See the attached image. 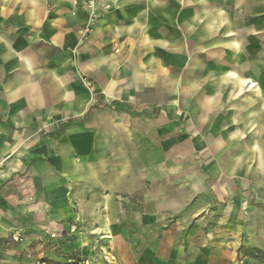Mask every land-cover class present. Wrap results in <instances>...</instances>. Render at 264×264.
<instances>
[{"label":"crops","instance_id":"obj_1","mask_svg":"<svg viewBox=\"0 0 264 264\" xmlns=\"http://www.w3.org/2000/svg\"><path fill=\"white\" fill-rule=\"evenodd\" d=\"M10 1L40 6L38 0ZM66 1L55 10L65 20L62 30L44 25L40 13L0 14V133L7 135L0 134V143L13 148L0 160V179L9 177L0 185V240L21 235L19 264H81L84 258L96 264H264V211L255 218L239 212L245 219L237 221L232 206L219 201L210 221L194 219L199 211L190 203L198 193L188 189L193 176L177 168L179 190L173 189L167 121L154 114L155 97L140 92L148 78L101 50V29H108L102 23L93 29L89 49L77 47L86 16L74 17L73 2ZM120 1L133 11L152 4L150 13L172 14L171 0ZM183 4L181 27L195 39L193 50L206 48V38L228 47L213 61L192 58L196 72L184 87L197 90L204 74L210 79L191 97L198 124L211 122L223 100L244 86L252 90L224 118L234 125L222 132L232 144L217 136L207 144L218 149L215 166L225 178H243L254 162L264 182V68L256 65L262 51L247 35L263 28L264 0ZM110 21L117 35L134 32L120 17ZM139 30L140 44L150 50L176 44L178 34L165 25ZM172 53L184 58L179 45ZM132 103L145 107L136 110ZM177 143L180 156L186 155V145ZM219 196L224 201L227 195ZM75 219L83 227L72 233ZM110 255L113 263L105 260Z\"/></svg>","mask_w":264,"mask_h":264},{"label":"rangeland","instance_id":"obj_2","mask_svg":"<svg viewBox=\"0 0 264 264\" xmlns=\"http://www.w3.org/2000/svg\"><path fill=\"white\" fill-rule=\"evenodd\" d=\"M38 1L40 6L24 8L22 3L14 6L10 0H0V14H7L11 18L21 13H40L43 14L44 25L53 24L62 30L65 20L62 16L55 15V10L63 5L66 6L67 1ZM71 1L73 2L70 4L71 14L74 17H77L80 13L86 16L83 26L78 30L77 36L79 42L77 43V47L88 48L89 38L93 29L102 23L108 29H101V35L106 43L101 50L108 52V57L111 60H123L125 63L138 66L140 68V76L148 78L147 81L141 82L143 84L140 86V92H145L155 97L150 101V103L154 104L152 110L157 118L163 119L161 116H164L167 121L165 123L167 127L165 128L164 138L167 145L171 147L165 149V155L166 161L170 162L172 167L173 189L179 190V185L176 183L178 181L176 178L178 179L179 176L177 168H181L182 171L186 170L187 176H193L188 180V189L189 192L198 193L194 202L190 203L191 205H195L199 211L195 214L194 219L196 221H210L212 219L211 208L219 201L221 204H230L232 206L235 210V220L237 221L244 220L249 216L255 218L256 215L263 212L264 182L260 181L259 183L258 181V176L255 173L256 164L252 163L246 176L243 178L238 175L230 178L226 176L225 178L215 166L218 149H212L207 145L211 143L210 141L213 140L214 136L221 137L226 145L232 144V140H228L225 136L223 137L222 132L229 130L234 125L223 123V121L225 122L224 118L229 114L230 110L235 109L233 103L239 101L242 97L252 92V90L247 88L248 86H244V90L238 96H235L234 99L223 100L218 111L211 118V122L202 127L198 124V120L195 117V109L191 108V104L193 103L191 97L196 96L210 82V79L204 74L207 80L204 78L197 90H188L184 87L185 80L196 72L192 64L194 56L198 55L208 61H213L217 53L220 51L227 52L228 47L222 44H210L213 41H210V38H206V40L203 39L202 43L207 45L206 48L193 50L195 39L187 37V32L183 31L181 27V14L186 7L183 4V0L170 1L169 6L172 9L170 17L147 11L146 9L149 6H154L152 4H144V9L133 11L129 8L130 3L121 2L120 0ZM115 17H120L125 23L132 24L134 32L115 34L110 27L113 23L110 20ZM153 24L165 25L169 29H172L173 34L176 32L178 34L176 44L168 48L167 43L169 44V42L165 41V45L157 43L152 50L146 48L144 44L141 45L140 42L144 34L140 32V27L150 28ZM247 35L250 44L256 45L258 50L262 51L261 56L256 57L258 59L256 65L263 66L264 68V23L263 28L252 29V31L247 32ZM219 39L226 40L227 38L221 35ZM177 45L180 46L184 54L182 60H178L173 56L172 51L174 49L177 50ZM85 81L87 80L85 79ZM132 106L136 110L145 107L143 104L138 103H132ZM1 123L4 122L0 121ZM0 134L7 136L3 133ZM179 140H181L183 145H186V155L182 154L180 156L179 154V150L176 147ZM12 152L13 148H4L0 143V160L3 161L2 157L5 156L4 154L7 153L5 157H9L12 155ZM2 161L0 162V174L5 167ZM8 181L9 177H2L0 185ZM224 181L226 187H222ZM223 193L227 195L224 201L220 200L221 196H219ZM201 195H208V198H201ZM239 212L243 216L245 215V218L241 217ZM73 223L77 225V231L80 227H83L79 219L72 220L71 224ZM235 231L239 234L241 228H236ZM13 236L14 234L5 240H0V264H19L20 261L22 263L23 255L20 249L21 235H17V240Z\"/></svg>","mask_w":264,"mask_h":264},{"label":"built area","instance_id":"obj_3","mask_svg":"<svg viewBox=\"0 0 264 264\" xmlns=\"http://www.w3.org/2000/svg\"><path fill=\"white\" fill-rule=\"evenodd\" d=\"M77 231V225L76 224H71L70 225V232L74 233ZM15 240L18 239V237H14ZM105 260L108 261L109 263H113L115 261V258L113 256H105ZM81 264H96L94 263L90 258H84L81 260Z\"/></svg>","mask_w":264,"mask_h":264},{"label":"trees","instance_id":"obj_4","mask_svg":"<svg viewBox=\"0 0 264 264\" xmlns=\"http://www.w3.org/2000/svg\"><path fill=\"white\" fill-rule=\"evenodd\" d=\"M262 206L264 207V203L262 204Z\"/></svg>","mask_w":264,"mask_h":264}]
</instances>
